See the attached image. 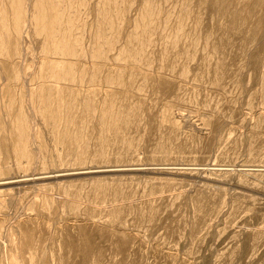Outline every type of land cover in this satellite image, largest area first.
Here are the masks:
<instances>
[{"label": "rangeland", "instance_id": "obj_1", "mask_svg": "<svg viewBox=\"0 0 264 264\" xmlns=\"http://www.w3.org/2000/svg\"><path fill=\"white\" fill-rule=\"evenodd\" d=\"M0 264H264V0H0Z\"/></svg>", "mask_w": 264, "mask_h": 264}]
</instances>
